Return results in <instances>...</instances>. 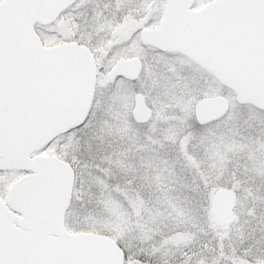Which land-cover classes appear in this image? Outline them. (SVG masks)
<instances>
[{"label": "snow or ice", "instance_id": "obj_1", "mask_svg": "<svg viewBox=\"0 0 264 264\" xmlns=\"http://www.w3.org/2000/svg\"><path fill=\"white\" fill-rule=\"evenodd\" d=\"M0 264H264V0H0Z\"/></svg>", "mask_w": 264, "mask_h": 264}]
</instances>
